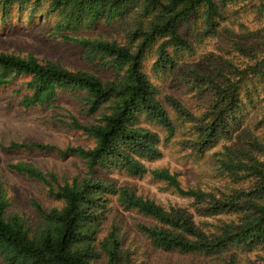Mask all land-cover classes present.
<instances>
[{
    "label": "trees",
    "instance_id": "16d2710c",
    "mask_svg": "<svg viewBox=\"0 0 264 264\" xmlns=\"http://www.w3.org/2000/svg\"><path fill=\"white\" fill-rule=\"evenodd\" d=\"M14 15L45 16L86 66L0 51V88L26 79L21 108L56 111L68 95L90 119L60 120L85 144L11 146L83 168L67 178L8 162L40 186L21 210L0 167L2 264H264V0H0V25ZM163 146L211 159L207 182L185 186L150 166ZM110 174L150 176L190 205H164Z\"/></svg>",
    "mask_w": 264,
    "mask_h": 264
},
{
    "label": "rangeland",
    "instance_id": "374dc122",
    "mask_svg": "<svg viewBox=\"0 0 264 264\" xmlns=\"http://www.w3.org/2000/svg\"><path fill=\"white\" fill-rule=\"evenodd\" d=\"M45 16L37 17L31 21L28 18L14 15L12 21L0 25V51L20 54L35 53L41 59H51L62 62L70 68L86 66L82 49L59 37L53 36L51 25ZM86 33V32H85ZM87 34V33H86ZM217 47L216 42L209 45V49ZM205 49V50H206ZM205 51H201L191 61H200ZM19 78L15 84L0 88V167L4 169V178L10 189L12 205L15 209H30V202L34 196H39L40 186L24 175L10 172L7 163L18 159H27L36 162L47 171H56L62 177H72L78 173L83 164L74 156L61 158L57 152H14L11 146L14 143L44 142L53 143L62 148L70 144H85L80 132L66 128L60 120L73 114L82 121H88L90 116L83 103L77 97L63 95L59 110H46L33 108L26 110L20 107V98L17 89L24 82ZM170 81L167 89H172ZM174 90L175 87H174ZM89 144V143H88ZM212 160L207 163L196 160L193 153L171 150L163 146V157L150 166L169 168L174 173H179L180 180L185 186H194L207 182V173ZM109 175V174H108ZM119 179L121 183H129L137 187L144 194H150L164 205H190L184 199L165 186L164 183L153 181L150 176L133 178L122 174H110ZM42 201L49 206L48 201ZM127 216H129L127 214ZM130 221V218H129ZM0 264L2 262L0 261Z\"/></svg>",
    "mask_w": 264,
    "mask_h": 264
}]
</instances>
